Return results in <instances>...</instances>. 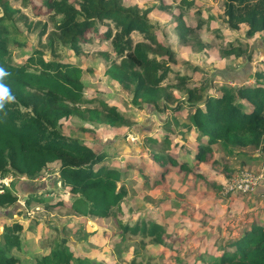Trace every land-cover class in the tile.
<instances>
[{
	"label": "rangeland",
	"instance_id": "obj_1",
	"mask_svg": "<svg viewBox=\"0 0 264 264\" xmlns=\"http://www.w3.org/2000/svg\"><path fill=\"white\" fill-rule=\"evenodd\" d=\"M71 1L78 5L81 0ZM180 1L123 0V5L141 12L160 5L170 6L171 9L154 10L148 19L155 25L157 40L176 53L172 67L190 78L189 85H202L212 94H217L223 85L257 86L255 74L264 70V36L247 37L246 25L239 30L230 29L225 16L226 0H191L192 5L183 8L179 7ZM11 6L19 11L15 16L19 34L14 35L16 42L11 45L15 61L24 63L36 50L42 51L47 59L52 58L45 44L55 29L53 15H37L30 4L25 6L21 1L12 0ZM179 15L188 30L185 39L177 19ZM44 27L47 32L39 38ZM141 41L143 37L139 34L133 36L134 44ZM231 45L242 49L244 55L227 56ZM106 53L114 58L110 41L94 37L82 46L81 55L63 50L59 57L83 68V93L87 98L96 97L115 105L129 124L112 128L73 117L60 127V132L97 153H108L115 168L122 171L128 191L123 212L117 211V216L104 219L74 213L70 207L75 197L61 184L59 163H53L37 178L24 177L12 182L11 190L18 201L7 209H0V240L6 225L23 224L21 248L12 251L20 264H37L53 249L54 240L59 236L66 237L75 257H87L93 264L213 263L221 255L223 246L236 240L232 238L236 237L233 232L236 227L242 230V224L248 221L264 224V156L254 148L239 152L217 146L203 163H193L189 154L183 156L191 171L180 170L169 162L162 166L151 156V151H160V145L152 147L145 139L162 140L168 134L164 123L170 122L169 128L174 130V115L180 123L185 122L187 109L175 114L171 110L159 112L152 106L135 105L133 94L106 76ZM176 82L172 73L164 87L173 88ZM260 83L264 84L263 80ZM168 93L181 102L187 90L173 88ZM174 135V141L184 143L195 152L199 141L194 132ZM169 153L181 158L177 149ZM242 171L260 179L255 191L229 196L230 200L223 198L221 185ZM59 200L65 206L48 207L49 203L56 204ZM144 219L162 226L163 243L122 234L119 221L134 224Z\"/></svg>",
	"mask_w": 264,
	"mask_h": 264
},
{
	"label": "trees",
	"instance_id": "obj_2",
	"mask_svg": "<svg viewBox=\"0 0 264 264\" xmlns=\"http://www.w3.org/2000/svg\"><path fill=\"white\" fill-rule=\"evenodd\" d=\"M11 1L0 0V68L8 73L0 79V84L14 97L6 100L0 109L1 175H12L14 180L34 179L50 164L59 163L61 184L75 197L70 207L74 213L104 219L123 212L128 191L122 171L115 168L108 153H97L60 132V127L73 117L112 128L129 124L115 105L96 97L87 98L83 93V68L59 57L63 50L81 55L82 46L94 37L110 41L114 58L107 53L104 55L108 63L105 74L133 94L135 105L152 106L159 112L171 110L175 114L187 109L185 122L180 123L174 115V130L169 128L170 122L164 123L168 134L162 140L146 137L152 147L160 145V151H151L156 162L162 166L169 162L180 170L191 171L183 156L189 154L193 163H203L217 146L239 152L254 148L264 156V84L260 83V80L264 82V70L255 74L257 86L223 85L217 94H212L202 85H189L190 78L172 67L176 53L157 40L155 25L148 19L154 10L171 9L170 6L160 5L141 12L125 7L123 0H81L78 5L71 0L38 3L16 0L25 6L30 4L37 15H53L55 25L45 44L52 58L47 59L42 51L36 50L24 63H19L11 49L16 42L14 35L19 34L15 27L19 11L11 6ZM191 5V0H181L179 7ZM225 16L230 29L239 30L246 25L247 37L264 36V0H226ZM177 19L185 39L188 30L182 25L181 15ZM46 32L44 27L39 38ZM135 34L143 37V41L134 44ZM226 54L242 57L244 51L231 45ZM172 73L177 81L173 88L187 90L181 102L168 93L173 88L164 87ZM189 132H194L199 141L195 152L173 138L175 133ZM175 149L179 150L180 159L169 153ZM17 201L18 196L6 189L0 195V209H7ZM53 204L49 203L48 207L65 206L61 200ZM119 226L124 235L163 243V228L153 220H136L134 224L119 221ZM23 230L21 222L4 227L0 264H20L12 251L21 248ZM67 243L66 237L59 236L54 240L53 249L37 264H93L87 257H75ZM140 246L144 248L141 243ZM211 264H264V226L253 223L246 227L236 240L223 246L221 255Z\"/></svg>",
	"mask_w": 264,
	"mask_h": 264
},
{
	"label": "built area",
	"instance_id": "obj_3",
	"mask_svg": "<svg viewBox=\"0 0 264 264\" xmlns=\"http://www.w3.org/2000/svg\"><path fill=\"white\" fill-rule=\"evenodd\" d=\"M14 177L12 175L3 176L0 174V195L4 194L6 189L11 190ZM260 183V179L254 174L242 171L239 175L225 182L222 186L221 195L223 198L237 194H252Z\"/></svg>",
	"mask_w": 264,
	"mask_h": 264
},
{
	"label": "clouds",
	"instance_id": "obj_4",
	"mask_svg": "<svg viewBox=\"0 0 264 264\" xmlns=\"http://www.w3.org/2000/svg\"><path fill=\"white\" fill-rule=\"evenodd\" d=\"M8 75V73L3 69L0 68V79ZM14 97L10 95V91L7 87L3 84H0V109L3 108L4 102L13 100Z\"/></svg>",
	"mask_w": 264,
	"mask_h": 264
},
{
	"label": "crops",
	"instance_id": "obj_5",
	"mask_svg": "<svg viewBox=\"0 0 264 264\" xmlns=\"http://www.w3.org/2000/svg\"><path fill=\"white\" fill-rule=\"evenodd\" d=\"M119 110V109H118ZM120 111V110H119ZM121 112V111H120ZM123 113V112H122ZM238 195V194H237ZM234 196H236V195H233L232 197H234ZM232 197H228V199L230 200V198H232ZM227 199V200H228ZM222 200H224L223 198H222ZM256 223V222H255ZM251 224H253V223H249V221H248V223L246 222V223H244V224H242V226H241V228H242V230L241 229H237L238 227H236L235 228V230H233V232H234V234L236 235V237H232V238H236L237 239V236L239 237L241 234H242V232H243V230L246 228V227H249ZM261 226H264V224L263 225H261ZM238 230H239V232H238Z\"/></svg>",
	"mask_w": 264,
	"mask_h": 264
}]
</instances>
